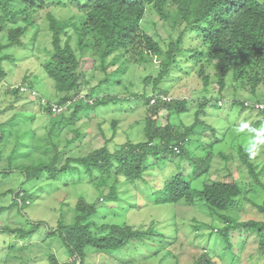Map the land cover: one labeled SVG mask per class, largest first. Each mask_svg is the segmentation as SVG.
<instances>
[{"label": "rangeland", "instance_id": "obj_1", "mask_svg": "<svg viewBox=\"0 0 264 264\" xmlns=\"http://www.w3.org/2000/svg\"><path fill=\"white\" fill-rule=\"evenodd\" d=\"M75 12V8L54 6L38 11L36 24L23 38L24 47H12L3 52V55L12 58L3 62L7 77L0 84V132L3 134L0 141V205L4 207L0 213V222L4 227L11 228L29 229L30 223L40 225L28 238L1 233L0 264H51L50 255H56L60 264H80L76 256L68 254L66 246L58 237L60 233H53L58 230L60 221L64 223L63 226L74 223L77 202L81 198L96 204V214L87 220L91 223L93 233L101 235L103 232L100 228L103 225L113 224H127L141 231L152 229L155 233L152 237L129 244L112 256L87 249L86 264H194L206 250L205 254L217 264H264V254L260 251L256 230H232L230 243L225 241L222 232L224 218L232 222L264 221V213L253 205L264 204V185L260 184H264V123L258 124L261 117L257 110L242 112L239 106L230 105L231 101L237 99L254 104H257V99L264 100V83L253 93L251 81H247L249 83L243 88L239 82H234L230 73L226 79V88L220 96L217 71L206 62L200 63L198 67L194 62L189 63V67L182 64L187 70L192 69L189 77L185 78L183 74L187 70L173 72L172 77L160 85L169 93L170 99L193 100L188 102L189 110L185 113L169 116L167 111H162L158 116L159 127L170 122L179 131L177 133H182L186 126L195 122V113L201 109L199 104L204 100L220 104V107L209 106L208 115H204L203 120L208 128H199L191 136L194 140H200L202 146L198 148L194 140L186 144L190 154L206 161L203 171L196 178L192 179V173L198 167V162L181 155L168 154L161 163L152 165L143 179L127 181L125 177H120L115 200L108 197L112 181L109 182V189L98 188V179H91L87 169L78 163H72V166L79 169L72 168L63 172L56 180L48 179V174L44 173L41 178L27 181L26 168L23 167L35 166L46 160L43 153L51 149L53 143L60 149L64 147L62 150L69 148V141L76 134L73 132L75 128L79 129L82 136L60 156L57 164L59 168L71 156L87 157L105 145L114 151L128 141L135 143L145 140L143 131L147 107L137 97L153 95L154 83H148L145 79L157 76L160 69L157 60L152 65H131L126 73H108L109 76L101 71L99 59L81 61L83 68L80 71L89 84L81 90L79 96H86L93 91L96 98L113 95L120 102L99 107L94 115L92 110L91 118H84L75 127H65L69 110L52 118L47 115V110L41 111V105L33 103L26 95L17 99L5 93L7 87L22 84L27 77V81L32 82L45 100L59 102L64 94L56 91L54 81L43 68V63L52 51V34L47 16L52 14L62 19ZM141 27L160 41L163 47L178 36L170 22L162 21L151 10L147 11ZM6 34L4 31L0 35V44L7 43ZM65 42L66 38L63 44ZM185 44L184 48L197 46L200 39L195 35L193 41ZM72 45L75 49L76 42L73 41ZM76 54L81 56L79 51ZM180 60L181 63L185 61L183 55ZM118 62L112 66L113 70L121 65ZM206 76L210 79L208 89L204 88ZM104 80L106 82L96 89ZM125 98H130V102L122 100ZM115 121L118 123L116 130L112 125ZM55 122L56 126L53 124ZM211 142H214L213 146ZM241 148L251 149L248 159L255 165L260 182L255 180L244 163ZM51 152L49 150V156H53ZM149 163L154 164L153 159ZM203 165L201 163L199 169ZM178 172L184 173L185 178L192 181L195 190H202L220 181L239 185L242 194L233 202L234 207L226 211L210 209L199 199L193 204L184 200L176 205L155 204V196L152 194ZM22 189L28 196V203L16 204L14 196Z\"/></svg>", "mask_w": 264, "mask_h": 264}, {"label": "trees", "instance_id": "obj_2", "mask_svg": "<svg viewBox=\"0 0 264 264\" xmlns=\"http://www.w3.org/2000/svg\"><path fill=\"white\" fill-rule=\"evenodd\" d=\"M51 6L77 10L74 14L62 19L52 14L47 16L52 34V51L43 63V68L47 76L54 81L57 92L64 94L58 104L66 105L71 102L67 109L69 115L66 117L68 122L65 127H75L79 121H84V118L90 119L92 110L94 115L97 108L120 102V99L113 95L96 98L93 91L84 98L75 100L80 97L81 90L89 84L83 72L80 71L83 68L81 61L84 59L92 58L94 61L99 59L100 69L107 76H109L108 73L122 75L131 65H152L156 60L159 62L160 69L156 77L149 76L145 79L148 83H154L153 95L148 97L147 94H143L137 97V100L142 101L147 107L143 131L145 140L135 143L128 141L114 151L105 145L87 157L71 156L66 159L65 165L59 168L57 164L60 156L82 136L79 129L75 128L73 132L76 134L69 141L67 146H70L69 148L62 150L64 147L60 149L53 143V147L43 153L46 160L35 166L23 167L26 168L25 175L28 182L41 178L44 173L48 174V179L56 180L63 172L72 168L79 169L77 166H72V163H78L87 169L91 179H98L97 185L100 186H97L98 188H108L109 182L112 181L108 197L115 200L120 177H125L127 181L143 179L144 174L153 167L152 165L161 163L168 154L181 155L185 159L198 162V167L192 173V179H194L203 171L206 161L190 154L191 151H188L186 144L194 140L191 136L196 134L197 129L208 128L203 117L208 115L209 106L220 107V104L204 100L206 102L199 104L201 109L195 113V122L186 126L183 132L180 131L182 133H177L179 131H176L170 122L159 127L158 116L162 111H167L169 116L185 113L189 110L188 102L193 100L175 98L168 102L163 101L162 97L169 96V93L160 85L171 78L173 72L187 70L182 64L188 66L193 62L197 67L200 63L206 62L216 69L220 96L226 88V79L230 73L234 82L236 84L239 82L243 88L249 83L247 81H251L253 93L259 85L264 83V0H0V35L4 31L7 33V43L0 44V84L7 77L3 62L12 58L10 55H3V52L12 47H24L23 38L36 24V14ZM148 10L154 11L162 21L170 22L174 31L178 32V36L170 40L166 47H163L160 41L141 27ZM195 35H198L200 44L184 48L185 43L193 41ZM65 38L66 42L63 44ZM73 41L76 42L75 49L72 45ZM76 51H79L82 59L77 56ZM182 55L185 61L181 63ZM118 60L121 65L113 70L112 66H116L119 63ZM190 72L192 69L183 73L184 77H189ZM202 73L198 72L199 75ZM209 80L208 76L204 77L205 89L209 88ZM26 82L27 77L22 84ZM105 82L106 80L96 86V89ZM30 92L31 89L27 88L22 94L19 89L11 86L5 91L6 94H12L17 99ZM154 99L155 103L151 104ZM122 100L130 102V98ZM256 101L257 104L239 99L229 102L231 106H239L242 112L257 110L261 117L258 124H261L264 123V100ZM195 103L198 104L199 101ZM224 104L227 105L226 102ZM40 105L42 111L47 110V115L54 118L52 102ZM112 125L116 130L117 121ZM213 132L216 133L215 128ZM2 139L3 134L0 141ZM194 142L198 148L202 146L200 140H194ZM211 143L213 146L214 142ZM176 146L180 148V154L173 151L172 148ZM49 150L52 151L53 156L48 155ZM195 150L198 149L195 148ZM250 152V148L240 150L244 163L251 170L250 173L260 182L255 165L248 159ZM151 159L154 164L149 163ZM201 163L204 165L199 169ZM260 184L264 185L262 182ZM241 194L242 189L239 185L220 181L207 185L202 190H195L192 187V181L187 180L184 173L178 172L165 181L163 187L155 190L152 195L155 196V204L176 205L183 200L193 204L199 199L203 200L210 209L226 211L234 207L233 202ZM14 200L20 205L28 203V196L24 189L16 192ZM253 205L264 213V204L259 206L253 203ZM3 209L4 207L0 205V213ZM76 212L73 224L63 226L64 223L60 221L58 230L53 231V234L60 233L58 237L66 246L68 254L76 256L80 264H86L87 249L112 256L133 242L155 235L152 229L135 230L127 224L103 225L100 228L103 234L93 233L91 223L87 220L96 214V204L88 203L84 198L77 202ZM223 220L225 226L222 232L225 241L230 243L229 236L232 230L243 228L256 230L259 235L260 251L264 254V221L239 222L236 220L232 222L229 218ZM0 225V235L9 233L28 238L38 230L40 224L30 223L29 229L4 227L1 222ZM49 234L51 235L50 232ZM206 252L207 250L202 252L194 264H217L208 254H205ZM49 257L51 264H60L56 255Z\"/></svg>", "mask_w": 264, "mask_h": 264}, {"label": "clouds", "instance_id": "obj_3", "mask_svg": "<svg viewBox=\"0 0 264 264\" xmlns=\"http://www.w3.org/2000/svg\"><path fill=\"white\" fill-rule=\"evenodd\" d=\"M29 82L30 81H27L25 84H18V85H12L11 87L12 88H14V89H19L20 90V92L22 93V92H25L26 90H27V88H29V89H31V92L28 94V95H26L28 98H29V100H31L33 103H39V104H48V103H50V102H48L47 100H45L42 96H40L39 94H38V92L36 91V89H35V87L32 85V84H29ZM55 84V83H54ZM21 85H23V86H21ZM30 85H32V86H30ZM56 89V88H55ZM57 91V90H56ZM23 94V93H22ZM81 98H84V95H82V96H80L79 98H76L75 100H79V99H81ZM164 98H166V100L164 99ZM171 97H170V95L169 96H163L162 97V100L163 101H171L172 99H175V98H172V99H170ZM60 101V100H59ZM153 101V100H152ZM151 101V104H154L153 102ZM54 104V106H52V112H53V115H56V114H61L62 112H64L65 110H67L68 108H69V106L71 105V102H68L66 105H60V104H58V102L56 103H53ZM61 107L62 108V111L61 112H54L53 111V108L54 107ZM42 111V110H41ZM1 116V115H0ZM2 124V122L0 121V125ZM1 136H2V133L0 132V138H1ZM173 149V151L176 153V154H180V152L181 151H179V152H176L175 150H174V148H172Z\"/></svg>", "mask_w": 264, "mask_h": 264}, {"label": "built area", "instance_id": "obj_4", "mask_svg": "<svg viewBox=\"0 0 264 264\" xmlns=\"http://www.w3.org/2000/svg\"><path fill=\"white\" fill-rule=\"evenodd\" d=\"M165 100H166V98H164ZM153 103H155V99L152 101ZM263 108H264V106H263ZM53 111L54 112H61L62 111V108L61 107H54L53 108ZM174 150L176 151V152H179L180 151V148L179 147H174ZM1 226V225H0Z\"/></svg>", "mask_w": 264, "mask_h": 264}]
</instances>
